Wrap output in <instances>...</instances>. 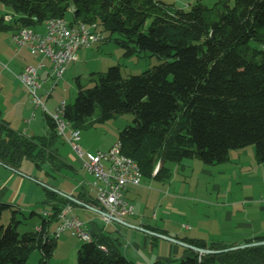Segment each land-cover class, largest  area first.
<instances>
[{
	"label": "trees",
	"instance_id": "obj_1",
	"mask_svg": "<svg viewBox=\"0 0 264 264\" xmlns=\"http://www.w3.org/2000/svg\"><path fill=\"white\" fill-rule=\"evenodd\" d=\"M0 3L12 10L0 15V32L34 29L48 19L62 17L121 35L123 40L116 41L125 57L147 52L164 59L128 78L122 76L119 66L110 67L105 74L92 77L93 86L87 88L78 78L75 104L68 105L63 115L78 128L98 107V122H107L115 114H133L134 125L121 131L118 142L122 152L138 163L143 176L154 175L158 162L155 176L161 179L171 175L168 162L198 159L206 165L225 163L230 151L248 146H255L256 161L264 163V0H217L212 6L195 0L188 9L162 0ZM46 120L48 135L28 137L14 130L0 112V164L20 171L24 160H30L38 169L49 164L53 174L70 168L57 147L56 123L47 114ZM172 129L175 132L169 137ZM45 191L52 213L43 215L35 230L24 233L17 219L21 208L0 199V264H26L35 250L43 254L40 264H48L58 240L51 234V226L60 224L63 210L84 207L76 200L101 210L95 196L86 190L71 198L47 186ZM8 210L13 218L3 226ZM34 215L39 214L33 211ZM146 229L168 235L157 227ZM89 232L91 240L83 242L76 264H133L122 252L120 237L104 229ZM178 239L218 251L201 255L186 248L188 254L181 264H264V245L225 251L236 245ZM257 241H264V235L247 243Z\"/></svg>",
	"mask_w": 264,
	"mask_h": 264
},
{
	"label": "rangeland",
	"instance_id": "obj_2",
	"mask_svg": "<svg viewBox=\"0 0 264 264\" xmlns=\"http://www.w3.org/2000/svg\"><path fill=\"white\" fill-rule=\"evenodd\" d=\"M162 1L169 5L175 4L178 8L186 9L195 2V0ZM203 1L209 6L217 2V0ZM7 13L11 14L12 10L0 3V15ZM68 18L70 17L68 16ZM40 27H37L38 29L34 28V30L36 29L37 31L39 30L38 32H42L43 28ZM103 34L107 40L99 42L90 48L81 50L78 53L79 60L67 67L62 79H58L54 75L53 64L50 63L51 61L45 60L47 68L41 71L45 73L49 71V74L43 79L41 78L43 87L40 93L45 95L51 92V97L46 102L47 109L51 113L56 112L57 107L63 102L72 106L75 104L78 96V78L82 85L87 88L93 86L91 82L92 77H97L96 75L101 73L105 74L110 67L119 66L122 76L128 78L132 75L142 74L164 62V59L147 52L137 53L132 57H125L124 49L116 41L123 40V37L119 34H111L107 31H103ZM36 60L37 63L31 64L32 66H38L40 60ZM94 73H96L95 76H93ZM31 98H33L32 95ZM36 111L45 113L42 107ZM100 114V108L98 107L95 114L78 127L81 131V140L78 141V144L84 152L96 154L109 151L118 143L121 131L128 126L134 125L133 114H115L114 117L107 122H98L97 119ZM174 132L175 130L172 129L169 137H171ZM70 133L71 128L67 129V134L70 135ZM57 147L61 156L75 167L74 170L63 168L60 173L53 174L54 172L51 171L49 164H44L41 169L36 168L30 160H24L22 164L21 172H25L24 174H30V172H32L33 176L41 181H37L35 178H32L31 182L26 180L27 183L30 184V188L26 189L24 186V191H28L27 197L23 200L22 205H19L21 210L17 214V219L22 222L19 227L21 233L35 230L42 223L44 212H52V205L48 203H37L32 207L26 205L29 198L34 193L32 187H35V189L37 187V189H39V192L37 191L35 193V198L46 193L45 186L51 189L55 188L57 192L64 195L65 192H69L74 188L79 190L81 188L80 184H87L88 190H91L92 194H94L91 187L94 176L88 174V171L84 168L82 159L79 157L72 144L64 137H60L57 141ZM229 156L230 160L228 162L215 165H206L198 159H185L181 164L168 162L166 167L170 169L171 175L164 179L156 178L155 176L160 169V163L158 162L154 169V175L149 177L143 176L142 183L139 185L142 191L141 202H143L142 207L145 211L146 222L149 221L152 225H157L162 228V230H181L182 233L189 235L191 230L186 228H194L196 224H198V222H196L197 214L205 212L203 207H207V205L199 201L200 199L211 198L215 200L219 198L220 200H224L226 197L230 199L242 197L244 193L246 194L245 190L248 192L251 190V186L247 187L244 177H246V180L250 177H256L257 181L255 183L261 184L260 178L264 177V167L255 168L258 164L256 161L255 146H248L240 150H232ZM236 162H241L246 166L251 165L254 170L247 175H243L241 172L233 170L235 168H232V164ZM262 164L264 165V163ZM21 172H17L18 174L14 175L20 179V177H24L21 176ZM3 178V175L0 173V186H2L1 182H3ZM216 184L221 187L218 191L213 190V186ZM53 185L55 187H52ZM17 186L19 187V182L15 184L14 189H16ZM143 186L145 188H143ZM142 188L145 190H142ZM150 192H152V195L149 194ZM127 197L135 205H138L130 194H127ZM137 199L139 201L140 195ZM138 206L137 208L140 210L141 207ZM33 211H37L39 215L31 216ZM222 211L221 209H218V211L217 209L214 211L211 210L209 213L215 215V221H211L208 224H215L217 222L216 216L220 217L219 214ZM137 214H140V212L137 211ZM73 215L83 220L87 228L90 219L94 218L95 224L101 229H104L114 237H120L122 245H130L128 243V240L131 241V239H129V234H133L132 238H134L135 241L141 242V244L145 242L143 238L145 234H140L139 231L116 221L106 225L102 221V215L100 213L85 207H73L69 216ZM12 218V211H6L3 215L1 224L3 226H8ZM59 225V223L52 224L51 234L53 236L55 229ZM223 234L229 235L227 228L224 229ZM146 237L150 243L151 241L154 243H162V240H160L162 238L158 236L156 237L160 239L152 237L151 235ZM57 241L58 245L51 259L48 260V264H76L83 241L73 236L70 230H65ZM150 243L149 246L151 245ZM122 252H124L123 246ZM155 252H157L156 249ZM42 258V252L40 250H35L30 255L26 264H40Z\"/></svg>",
	"mask_w": 264,
	"mask_h": 264
},
{
	"label": "crops",
	"instance_id": "obj_3",
	"mask_svg": "<svg viewBox=\"0 0 264 264\" xmlns=\"http://www.w3.org/2000/svg\"><path fill=\"white\" fill-rule=\"evenodd\" d=\"M40 28H43L42 32L44 33L45 28L43 26H41ZM12 34L13 32H0V112L3 118L16 131L23 133L28 137H44L48 135L50 130L46 120L47 113H39L38 111H36L40 107H37L34 104L33 98H31L28 89L18 78V74L21 73L25 67L31 64H36V59L40 60V58L32 56L27 47L19 48L13 42ZM46 68L47 64L43 69L45 70ZM42 72L43 71H40V78L42 79L49 74V71H47L46 73ZM62 158L64 159V157ZM64 160L68 163L70 169H75V167L71 163H69L66 159ZM232 166V168H235L233 169L234 171L236 170L238 172H241V174L243 175H247L249 172L254 170L251 165L246 166L241 162L233 163ZM263 167L264 165L262 163H258L255 168ZM21 171L22 170L14 171L0 164V173L4 177L3 182H1L2 186H0V199L15 206L17 205L18 207L20 204L22 205L23 200L27 197L28 191H24V189L30 188V184L27 183L26 180H29L31 182L32 178L36 179V177L33 176L32 172H30V174H24L25 172ZM17 172H21V176L24 177H20V179L17 178V176L14 175L18 174ZM88 174L90 173L88 172ZM244 179L247 187L251 186L250 192L245 190L246 194L244 193L242 197H236L232 199L228 197H226V199L224 200H220L219 198L215 200H212L211 198L200 199L199 201L207 205V207H203V210H205V212L197 214L196 222H198V224H196L194 228H186L191 230V233L187 235L182 233L181 230L170 231L164 229L165 231H167L168 236L176 239L184 237L203 239L207 242L220 241L229 245L237 246L247 243L248 240L254 237L264 235V177L260 178L261 184L255 183L257 181L256 177H250L247 180L246 177H244ZM36 180L41 181L38 179ZM17 182H19V187L17 186V188L14 189ZM80 185L81 188L79 190L77 188H74L69 192H65L64 195H66L67 197H72L73 195H77L78 192L81 191V189L86 190L92 194L91 190H88L87 184ZM52 187L55 186L53 185ZM140 187L141 186H131L125 193V198L128 202L134 204L127 197V194H130L139 205L138 206L134 204L135 214L125 217V219L122 220L124 221V223L120 221L116 222L124 225H126L125 223H128L132 226L141 227L143 229H146L147 226L160 228L157 225H152L149 221L146 222L145 220V211L142 207L143 202H141L142 191L140 190ZM143 188L145 187L143 186ZM143 188L142 190H145ZM220 188L221 187L217 184L213 186L214 191H218L220 190ZM53 189L54 191H56L55 188ZM32 191L34 193L29 198L26 205L32 207L37 203H46V193L44 194L42 192L43 194L41 196L35 198V193L37 191L39 192V189H37V187L36 189L35 187H32ZM149 194L152 195V192H150ZM139 195L140 199L138 201L137 197H139ZM137 206L141 207V209L138 210ZM84 207L99 213L97 211L99 208H88L87 206ZM215 209H217V211L218 209H221L223 211L219 214L220 217L216 216L217 222L215 224H208L211 221H215V215H213V213H209L211 210L214 211ZM137 211H139L140 214H137ZM51 213L52 212L45 211L44 215L47 216ZM132 226L129 227L139 231L140 234H145L143 237L145 241L144 244L135 241L134 238H132L133 234H129V239H131L132 242L128 240V243L130 244L129 246L122 245L124 250L123 254L130 261H132L133 264H181L182 259L185 258L188 254L185 247L172 242L170 243V241L168 242L167 240L160 239L154 235L151 236L162 240V243H154L152 241L150 243V241H148L146 237L149 234ZM225 228L228 229L229 235L223 234ZM87 229L94 232L101 230V228L97 224H95L94 218L90 219ZM149 243L151 244L150 246ZM155 249L157 250V252H155Z\"/></svg>",
	"mask_w": 264,
	"mask_h": 264
},
{
	"label": "built area",
	"instance_id": "obj_4",
	"mask_svg": "<svg viewBox=\"0 0 264 264\" xmlns=\"http://www.w3.org/2000/svg\"><path fill=\"white\" fill-rule=\"evenodd\" d=\"M19 47H27L36 58H40L38 66L29 65L18 75L19 80L25 85L33 96L34 104L42 107L56 123V130L60 137L69 141L83 161L84 168L94 176L91 187L94 196L101 207L102 221L109 225L115 220H124L125 217L135 213V207L125 199V192L129 186H139L142 183L143 173L138 163L122 152L121 143H116L109 151L91 153L84 152L79 146L81 131L75 128L64 118L67 108L65 102L61 103L56 112L47 109V100L51 92L42 95V81L40 71L45 66V60L53 64L54 75L62 79L67 67L78 61V53L86 48L105 41L101 30L78 29L75 23H67V30H57V23L49 24L44 33H28L20 39H12ZM71 128L70 135L67 129ZM72 207L68 206L60 215V225L55 229L54 236L59 238L65 230H70L83 242L91 240V234L86 223L78 216H69ZM102 249L106 250L104 246Z\"/></svg>",
	"mask_w": 264,
	"mask_h": 264
},
{
	"label": "water",
	"instance_id": "obj_5",
	"mask_svg": "<svg viewBox=\"0 0 264 264\" xmlns=\"http://www.w3.org/2000/svg\"><path fill=\"white\" fill-rule=\"evenodd\" d=\"M64 196H66V195H64ZM71 198V197H70ZM77 203H79L80 205H83V206H87L88 208H92V207H90V206H88V205H85L84 203H82V202H80V201H76ZM97 210V209H96ZM100 214H104V212L103 211H101V210H97ZM115 221H120V222H123L124 223V221H122V220H115ZM126 225H128V226H132V225H130V224H128V223H125ZM132 227H134V228H136V229H139V230H142V231H144L145 233H147V234H149V235H156V236H158V237H160V238H162V239H165V240H167V241H170V242H172V243H175V244H177V245H180V246H182V247H185V248H188V249H191V250H193V251H196V252H198V253H200L201 255H205V254H210V253H215V252H218V251H214V250H209V249H204V248H199V247H196V246H193V245H191V244H188V243H186V242H183V241H181V240H179V239H176V238H173V237H170V236H168V235H164V234H160V233H156V232H154V231H150V230H147V229H143V228H141V227H137V226H132ZM260 245H264V241H257V242H252V243H245V244H242V245H237V246H234V247H231V248H228V249H226L225 251H228V250H236V249H243V248H248V247H254V246H260Z\"/></svg>",
	"mask_w": 264,
	"mask_h": 264
},
{
	"label": "bare ground",
	"instance_id": "obj_6",
	"mask_svg": "<svg viewBox=\"0 0 264 264\" xmlns=\"http://www.w3.org/2000/svg\"><path fill=\"white\" fill-rule=\"evenodd\" d=\"M11 16L8 15L6 16V20L10 21L11 20ZM51 23H57V30H67V23H70V20H68L67 18H51L48 19L44 24L43 27L45 29L49 28V24ZM75 24L78 25V29H91V25L87 24V23H83V22H75ZM93 30H99L98 27L96 26V24H93ZM28 33H43V32H38L36 29L34 30L33 28H25L22 29L18 32H15L12 34V39H20V37H25L26 35H28Z\"/></svg>",
	"mask_w": 264,
	"mask_h": 264
}]
</instances>
